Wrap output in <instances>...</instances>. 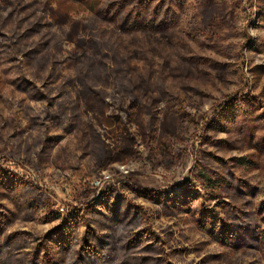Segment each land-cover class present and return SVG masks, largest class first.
Wrapping results in <instances>:
<instances>
[{"label":"rangeland","instance_id":"obj_1","mask_svg":"<svg viewBox=\"0 0 264 264\" xmlns=\"http://www.w3.org/2000/svg\"><path fill=\"white\" fill-rule=\"evenodd\" d=\"M92 249L264 264V0H0V264Z\"/></svg>","mask_w":264,"mask_h":264},{"label":"trees","instance_id":"obj_2","mask_svg":"<svg viewBox=\"0 0 264 264\" xmlns=\"http://www.w3.org/2000/svg\"><path fill=\"white\" fill-rule=\"evenodd\" d=\"M113 206H115V205H113ZM86 256H87V258H85L84 264H104V262L106 260L103 256L100 255L99 252H96L95 249L88 251Z\"/></svg>","mask_w":264,"mask_h":264},{"label":"built area","instance_id":"obj_3","mask_svg":"<svg viewBox=\"0 0 264 264\" xmlns=\"http://www.w3.org/2000/svg\"><path fill=\"white\" fill-rule=\"evenodd\" d=\"M105 179H106V178H105ZM101 182H102V180L98 179L97 181L94 182V186H95V187H99V186H101V184H102Z\"/></svg>","mask_w":264,"mask_h":264}]
</instances>
